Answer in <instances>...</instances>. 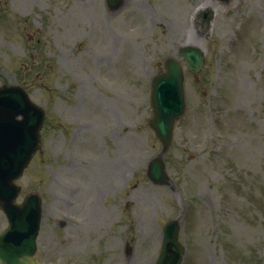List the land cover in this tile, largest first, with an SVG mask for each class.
Instances as JSON below:
<instances>
[{
  "label": "rangeland",
  "instance_id": "374dc122",
  "mask_svg": "<svg viewBox=\"0 0 264 264\" xmlns=\"http://www.w3.org/2000/svg\"><path fill=\"white\" fill-rule=\"evenodd\" d=\"M201 1L123 0L111 11L105 0H8L0 84L24 86L46 114L19 181L42 198L43 264H153L163 225L180 214L184 264H264V0H209L205 65L186 74L168 185L146 175L160 151L151 79L200 37L189 20ZM236 45L246 57L233 62ZM75 217L81 229L68 226Z\"/></svg>",
  "mask_w": 264,
  "mask_h": 264
},
{
  "label": "water",
  "instance_id": "95a60500",
  "mask_svg": "<svg viewBox=\"0 0 264 264\" xmlns=\"http://www.w3.org/2000/svg\"><path fill=\"white\" fill-rule=\"evenodd\" d=\"M197 67L192 68L193 71L196 70ZM176 71V70H175ZM173 73V72H172ZM172 81H169L171 85L173 86L172 96L166 98V102L163 106H160L157 98L155 102L156 110H155V123L154 125L157 128L158 135L164 142V144H167L168 138H169V131L170 127L172 125V122L175 118L178 117V115L182 112V98H181V91H180V77L178 74H170V79ZM159 91H156L155 94H157ZM166 106V107H165ZM29 251H25L24 253H28ZM16 255L6 258L2 255H0V258L4 259L1 260V264H18L19 262L15 260Z\"/></svg>",
  "mask_w": 264,
  "mask_h": 264
}]
</instances>
